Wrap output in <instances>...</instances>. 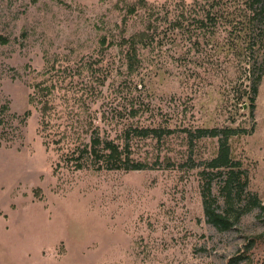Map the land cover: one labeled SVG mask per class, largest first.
Listing matches in <instances>:
<instances>
[{"label":"rangeland","instance_id":"obj_1","mask_svg":"<svg viewBox=\"0 0 264 264\" xmlns=\"http://www.w3.org/2000/svg\"><path fill=\"white\" fill-rule=\"evenodd\" d=\"M178 1L0 0V264H264L258 208L233 196L228 231L206 218V197L227 210L206 168L220 137L185 132L240 131L232 157L264 205V78L252 106L241 18L180 34L168 22ZM224 1L240 15L241 0ZM148 7L158 29L129 68L123 41L152 35ZM136 127L174 132L127 139ZM94 137L128 142L146 168L98 170Z\"/></svg>","mask_w":264,"mask_h":264},{"label":"trees","instance_id":"obj_2","mask_svg":"<svg viewBox=\"0 0 264 264\" xmlns=\"http://www.w3.org/2000/svg\"><path fill=\"white\" fill-rule=\"evenodd\" d=\"M243 2V9L240 11V15L230 12L225 9L228 6L224 0H196L192 4H187L185 1L180 0L175 3L174 10L175 18L170 23L169 29L178 31L180 34H188L194 36L195 33L214 36L218 30L228 26L235 27L241 20L242 26L238 30L239 37L241 36L246 43L248 51H250L252 62L250 61L249 69L247 71V78L249 80L248 85V100L251 105L254 106L256 96L258 95L259 86L264 78V0H241ZM138 5L141 8L147 7L146 0H139ZM137 11V7L131 6L128 9V14H134ZM148 19L150 20L149 29H152V35H145L140 33L129 39H124L125 45H129L130 49L127 52L128 66L132 68L136 60L137 45L148 46L153 42L155 31L158 27L154 22L160 20L158 11H153L148 7ZM157 17H154V16ZM235 17V18H234ZM233 18L235 21H233ZM162 21V18H161ZM125 22V19H124ZM236 22V25L234 26ZM157 24V23H156ZM151 37L152 39H149ZM140 38V39H139ZM105 40V39H104ZM9 39L0 35V44H7ZM103 44L105 42L103 41ZM137 114L136 112L133 113ZM169 128L162 127H136L133 128L127 135V139L130 138H162L167 134L174 131ZM220 131L223 132V136L220 135ZM188 132L189 140L193 143L194 140L202 138H219V146L215 157L207 161L206 168L211 172H219L222 180L217 184L220 187V191L225 195L227 210L220 211L218 206H213L207 199L204 201V212L209 223L221 231L230 230L237 220H239V212L236 219L230 217L231 202L237 197V201L242 209H249L252 207L259 209V215L264 219V205L260 202L258 195L249 190V177L246 172L241 170V165L238 161H234L231 153V147L229 140L240 134V131L232 128L225 129H203L199 128L195 132L190 129H185ZM90 154L94 156V159L101 160L103 163L97 167L107 170H143L145 164L131 161V150L129 143L127 142L125 147H121L113 141L103 140L100 137H94L91 141ZM79 169L82 165L78 166ZM211 190V185H206ZM233 196L235 198H233ZM244 204V205H243ZM229 208V209H228Z\"/></svg>","mask_w":264,"mask_h":264}]
</instances>
